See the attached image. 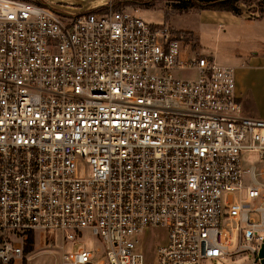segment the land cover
Instances as JSON below:
<instances>
[{
	"label": "built area",
	"instance_id": "2783aa9c",
	"mask_svg": "<svg viewBox=\"0 0 264 264\" xmlns=\"http://www.w3.org/2000/svg\"><path fill=\"white\" fill-rule=\"evenodd\" d=\"M104 6L0 0V264L87 230L105 250L62 264H263L264 119L234 67Z\"/></svg>",
	"mask_w": 264,
	"mask_h": 264
},
{
	"label": "rangeland",
	"instance_id": "374dc122",
	"mask_svg": "<svg viewBox=\"0 0 264 264\" xmlns=\"http://www.w3.org/2000/svg\"><path fill=\"white\" fill-rule=\"evenodd\" d=\"M41 1L56 6L64 4L70 6L69 10H86L106 4L118 7L121 6L118 4H124L125 7L138 10L150 22H165L177 30L189 33L193 47L199 54L212 56L220 64L234 67L244 111L264 118V16L260 18L254 12L257 5L244 4L243 17L216 22L223 12L209 13L208 18L214 19L205 21L203 14L195 9L186 12L174 9L173 0H146L137 3L128 0H60L63 1L60 3L57 0ZM255 96H259V100L256 101L253 98ZM259 158L260 153L249 151L243 154L242 161L245 167H249L258 163ZM83 248L105 250V245L99 237L87 230L81 238L68 240L63 250L61 236L55 239L52 235H42L41 231H37L33 250L27 254V264H62L63 251L73 254ZM251 259V254L239 259L226 256L205 264H247Z\"/></svg>",
	"mask_w": 264,
	"mask_h": 264
},
{
	"label": "trees",
	"instance_id": "16d2710c",
	"mask_svg": "<svg viewBox=\"0 0 264 264\" xmlns=\"http://www.w3.org/2000/svg\"><path fill=\"white\" fill-rule=\"evenodd\" d=\"M130 2H142L146 0H128ZM174 9L186 12L190 10H211V11H226L230 12L236 16L243 14V5L244 4H255L257 5L254 9V12L259 14L258 17L262 18L264 16V0H173ZM133 4V3H132ZM123 7L124 4H118ZM105 6H100L99 10H104ZM35 241L34 233H30L28 237V243L25 246V257L23 259V264H27V254L33 250Z\"/></svg>",
	"mask_w": 264,
	"mask_h": 264
},
{
	"label": "crops",
	"instance_id": "0c3cea01",
	"mask_svg": "<svg viewBox=\"0 0 264 264\" xmlns=\"http://www.w3.org/2000/svg\"><path fill=\"white\" fill-rule=\"evenodd\" d=\"M57 1H59V3L60 2H63V1H60V0H57ZM63 6H65L64 4H62ZM66 7H68V8H70V6H66ZM72 7V6H71ZM202 14H203V20H205V21H209V20H212V19H214V18H208V14L209 13H213V12H223V15H221L222 16V18H221V16L220 17H218L219 19H216L215 21L216 22H220V21H225V20H234V19H236V18H239V17H243V15H240V16H236V15H234V14H232V13H230V12H226V11H211V10H202V11H200ZM217 14V13H216ZM218 15H220V14H218ZM262 88H264V85H263V87ZM237 91L239 92L240 91V87L237 85ZM262 97V96H261ZM256 101L257 100H259L258 98H260L259 96H255V97H253ZM262 100V99H261ZM260 100V101H261ZM245 112V111H244ZM246 113V112H245ZM247 114V113H246ZM248 115H250V114H248ZM252 116V115H251ZM264 119V118H263Z\"/></svg>",
	"mask_w": 264,
	"mask_h": 264
},
{
	"label": "water",
	"instance_id": "95a60500",
	"mask_svg": "<svg viewBox=\"0 0 264 264\" xmlns=\"http://www.w3.org/2000/svg\"><path fill=\"white\" fill-rule=\"evenodd\" d=\"M259 257L262 258V263L264 264V243H263L262 248L259 252Z\"/></svg>",
	"mask_w": 264,
	"mask_h": 264
}]
</instances>
